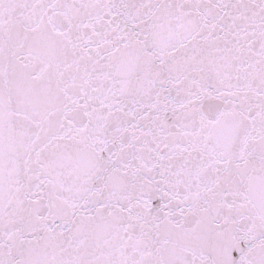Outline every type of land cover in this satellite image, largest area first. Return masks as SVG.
<instances>
[{
	"label": "snow or ice",
	"instance_id": "6c2138e0",
	"mask_svg": "<svg viewBox=\"0 0 264 264\" xmlns=\"http://www.w3.org/2000/svg\"><path fill=\"white\" fill-rule=\"evenodd\" d=\"M0 264H264V0H0Z\"/></svg>",
	"mask_w": 264,
	"mask_h": 264
}]
</instances>
